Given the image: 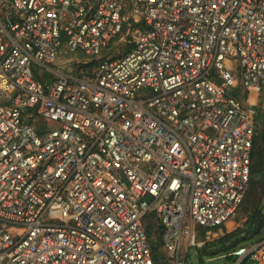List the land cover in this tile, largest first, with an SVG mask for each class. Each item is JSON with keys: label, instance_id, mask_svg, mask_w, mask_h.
I'll use <instances>...</instances> for the list:
<instances>
[{"label": "built area", "instance_id": "obj_1", "mask_svg": "<svg viewBox=\"0 0 264 264\" xmlns=\"http://www.w3.org/2000/svg\"><path fill=\"white\" fill-rule=\"evenodd\" d=\"M263 85L264 0H0V264H183L244 199Z\"/></svg>", "mask_w": 264, "mask_h": 264}, {"label": "rangeland", "instance_id": "obj_2", "mask_svg": "<svg viewBox=\"0 0 264 264\" xmlns=\"http://www.w3.org/2000/svg\"><path fill=\"white\" fill-rule=\"evenodd\" d=\"M123 31H125V29ZM133 35L134 33H131L129 35V38H132ZM119 37L120 35H118L116 39L111 42L110 48L103 52L104 56L105 54H108L109 52H112L111 55L124 54L130 48V43L126 41H123L121 44L116 45L117 40H119L118 39ZM61 55L64 57L65 60L75 59L77 56L84 57L83 53L81 52H75V53L68 52V50L66 49L65 43H63L61 47ZM252 97H256L260 116L264 117V85L261 91L258 94L253 95ZM45 124L46 123H44V121H42L41 119L36 120V127L38 129L47 127L45 126ZM49 126L51 125L49 124ZM257 143H258V146L262 145V142L260 139L258 140ZM257 151L259 150H256V154H257ZM255 156L256 157L252 165L250 181L248 183L246 194L235 216L229 219L235 222L234 226L229 231H232L233 229L242 226L243 223H245V221L250 217V214L257 206H260V208L264 211V159H261V158L259 159L258 154ZM226 232L228 231L224 229V224L219 227H216L214 229H209V230L208 229H198V234L200 236V239H204L205 242L210 241L214 238L220 237ZM263 235H264V228H262L261 233L259 235L254 236L248 243L260 239ZM153 242L154 243L156 242L157 244L156 246H154L152 264H175V262L173 261V257L170 255V253L166 249H164L160 245L157 238H154ZM197 251H198V248H191V249L185 250L183 247L182 248L183 253L181 252L180 254L184 256L183 264H201V262L196 256ZM227 254L232 255L229 252L225 254H216L212 257H203V262L204 264H233L235 258H231V256L229 257L228 261L224 260L225 258L224 256Z\"/></svg>", "mask_w": 264, "mask_h": 264}, {"label": "trees", "instance_id": "obj_3", "mask_svg": "<svg viewBox=\"0 0 264 264\" xmlns=\"http://www.w3.org/2000/svg\"><path fill=\"white\" fill-rule=\"evenodd\" d=\"M262 228H264V211L260 206H257L242 226L228 231L220 237L206 241L202 247L198 248L196 256L201 264H204L203 257L231 253L239 246L248 243L254 236L259 235ZM156 244V242L152 243V252ZM230 256L231 258H235L233 255L227 254L224 256V260L228 261Z\"/></svg>", "mask_w": 264, "mask_h": 264}, {"label": "crops", "instance_id": "obj_4", "mask_svg": "<svg viewBox=\"0 0 264 264\" xmlns=\"http://www.w3.org/2000/svg\"><path fill=\"white\" fill-rule=\"evenodd\" d=\"M241 100H243V102L246 104L247 107H249L252 110L253 113V118L255 120V137H254V141H253V147H252V164H251V169H252V165L253 162L255 161V155L258 154L259 159H264V117L260 116L259 113V107L257 106V99L256 97H253V101L255 102L254 105H249L247 101H245V99L243 97H241ZM260 137V138H259ZM261 140L262 145L258 146V140ZM256 150L257 154H256ZM257 156V157H258ZM235 222L228 220L225 224H224V229L229 231L233 226H234Z\"/></svg>", "mask_w": 264, "mask_h": 264}]
</instances>
